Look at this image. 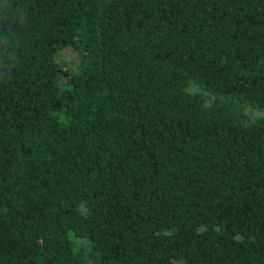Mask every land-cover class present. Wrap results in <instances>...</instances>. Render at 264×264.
Here are the masks:
<instances>
[{"label": "trees", "instance_id": "16d2710c", "mask_svg": "<svg viewBox=\"0 0 264 264\" xmlns=\"http://www.w3.org/2000/svg\"><path fill=\"white\" fill-rule=\"evenodd\" d=\"M0 264H264V0H0Z\"/></svg>", "mask_w": 264, "mask_h": 264}, {"label": "rangeland", "instance_id": "374dc122", "mask_svg": "<svg viewBox=\"0 0 264 264\" xmlns=\"http://www.w3.org/2000/svg\"><path fill=\"white\" fill-rule=\"evenodd\" d=\"M60 59L69 64L68 66H74L77 60V55L71 51H66L63 52L62 58L60 56ZM192 89H194V87Z\"/></svg>", "mask_w": 264, "mask_h": 264}]
</instances>
